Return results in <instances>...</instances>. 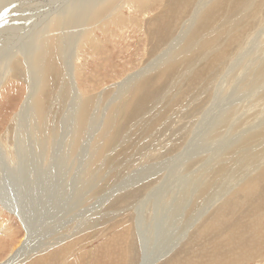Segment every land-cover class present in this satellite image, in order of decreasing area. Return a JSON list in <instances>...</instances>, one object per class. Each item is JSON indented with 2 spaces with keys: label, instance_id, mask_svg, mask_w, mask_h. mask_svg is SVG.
I'll use <instances>...</instances> for the list:
<instances>
[{
  "label": "rangeland",
  "instance_id": "rangeland-1",
  "mask_svg": "<svg viewBox=\"0 0 264 264\" xmlns=\"http://www.w3.org/2000/svg\"><path fill=\"white\" fill-rule=\"evenodd\" d=\"M41 1L48 3L51 0H14V2L13 0H8V2H4L3 4L2 0H0V12L3 14L0 18L2 19L0 20V28H2L0 29V41L4 38V40L0 42V52L3 53H0V77H5L0 85V137H3L7 129H9L8 131L10 133L9 138L5 140V142H1L0 145V186H3L5 191L7 190L5 186L7 184V178L5 177H8L6 175H9V170H15L16 164L20 166L19 162L17 161L16 163V160H14L16 159L18 148L24 146L23 144L27 142L26 146L31 149V143H29L28 140H25L23 143L22 140H17V137L20 135V137L24 139L23 134L27 125L36 123V119L31 111L32 109L29 107V109L26 108V112L23 115V123L19 128V135L17 127L11 124V120L23 102L27 90L24 76H27L28 73L33 75L32 67L29 65L31 62L29 54L33 50H31V48L33 47L35 49V46L39 43L38 35L42 34L41 31L44 25L46 27L47 24H49L50 18L53 16L52 22L55 19L61 18L58 15L64 12L66 6V4H63L60 0H52V7L58 8L62 4V8L56 11L58 13H52L53 15L46 17V19H44L46 21H42L43 23H37V28L33 29L34 31L32 30L33 34L31 32L26 35V27L33 21L38 22L42 20V16L45 14V12H40V9L46 7V5H43L39 8ZM144 1H146V4ZM144 1L130 0L127 7H122L118 15L123 19L120 20L119 23L112 22L110 24L105 19V25L101 26L102 28H99V26L93 31L92 44H86L84 46L83 53L80 57L75 56L74 64H77L79 68L77 67L74 76L72 74V64L71 82L67 81L69 86H67V89L70 94L73 93L72 95L74 97L71 95L69 101L74 102L75 100H73V98H75L76 95L82 94L93 98V103L89 109V114L85 117L84 132L82 131V136L79 138L80 141L78 144L73 145V158L71 157V160L67 159L66 163L64 162V169L58 171L59 176L67 172L66 181H62L60 184L59 180H54L56 181L55 190L51 188L47 189V187L42 186L41 197L42 194L48 195L41 201L45 204L46 202H50L47 206L48 226L56 222L57 218L61 215H65L64 224L72 230L75 224L78 226L75 232H79V234L72 238L78 246H68L69 249L67 248L66 253L70 254L65 257L66 259L60 254L59 256L57 255V258L55 256L50 259L45 258L41 260L43 264H140L142 244H140V237L138 238V235L135 234L136 227L134 225L135 221L138 220V214L134 209L143 200H145V206H142L139 213L142 214L144 219V221H141L143 222L142 227L146 241L145 247L149 250L151 243H153V248L160 245V241L157 238L155 239V234L153 235L154 225L152 223H154L153 219L157 217V214L163 213V211H161V208L163 210V206H166V208L169 206L170 209H178L179 207L176 205L180 202L179 204H184V206L188 207L187 209L192 206H194V209H198L201 202L212 195L210 191L211 193L208 196L199 197L198 195L202 190H206L210 187L214 190L215 196L216 192L222 190V188L224 189L227 186L231 187L233 183H237L238 178L247 174L251 167L256 166L254 162L259 160H256L258 154L256 153L257 150L253 147L259 145L262 140L264 143V123L261 122V120L264 121V68L260 69V71L259 67H257V69L255 68L256 63L264 55H261V53L264 52V7L262 16L258 17L257 20H250L249 26L245 29L243 28V31L240 32V34H242L240 39L244 41L240 44L241 46L234 47L230 53L226 54V59L230 56L229 59L225 60L226 62L224 61L221 65L216 66L213 70L214 72L210 71L211 73H209L211 75L205 73L201 81H194L193 77L202 70L211 52L206 53V51H203L202 53H205L201 54V51L199 52L200 42L214 33L217 29L224 31L222 32L223 37L226 34L225 28L227 30L232 27V24L227 22V18L223 19V17L220 16L219 19H216V21L212 23L209 29L210 31L208 30L202 33L199 39L196 40V42L194 41L196 46L194 42H192V45H188L189 47L186 46L185 52L193 57V61L191 63L180 64L165 80L156 82L157 84H154L153 89L157 90V92H155V96L150 104L141 111L138 110L123 127L121 124V113L127 90L120 93L119 86H121L130 75L144 68H152V70H154L159 57L169 54V49L172 47L170 43H172L174 39L181 40L183 37L184 39L182 42H184L188 35L184 33L186 28H192L198 18L197 16L193 21V12L191 11L195 8V3L199 6L200 0H193L187 8H182L183 10L178 13L177 18H173L172 16L173 8L169 7L166 11L162 8L160 5L161 1ZM251 3L252 2H250V4ZM236 4L237 2L234 3L233 7H235ZM244 8L243 16L246 15L245 17L247 19L250 12L245 11L247 6ZM16 14L18 17H16ZM154 16L156 19L154 18V20H152ZM189 20L190 22H188ZM148 23L149 25L147 26ZM164 23L166 26L163 25ZM257 25L258 27L256 28ZM147 29H149V31ZM258 29H261L259 33ZM66 31L73 34L71 30ZM156 31L157 34L155 33ZM203 34L204 38H201ZM251 34L253 35L251 36ZM71 38L75 43L76 40L74 36H71ZM53 40L50 38V45L53 44ZM25 41L28 42L24 43ZM29 43V47H24V45H29ZM222 43L223 41L216 44L217 48L214 47V49L216 48L217 50L218 45L221 44L219 45L221 47L223 45ZM17 46L19 48H17ZM192 46L194 48H192ZM179 48L181 47H177L175 52L172 51L171 56H174L176 51L180 50ZM214 49L212 48V50ZM9 52L11 53L7 58L6 55ZM14 54L21 62L22 77L16 75L10 76L12 70L9 68V61H11ZM258 55L260 58L257 59ZM65 56H69V53H66ZM204 56L205 58H201ZM27 59L29 60L27 61ZM61 84L62 81L60 79L59 84H55V88L48 102V109L45 114L47 118L46 128L40 126L39 128L37 127V131L33 132V134L38 132V136H42L39 138L40 140L44 139L46 134L50 135L52 139L50 142L40 143L41 149L39 152H47L46 156L43 158V162L45 163L44 167H41V169L37 167V164H35L36 168L27 165L28 169H41L39 176L43 175L45 170L51 166V149L57 147L61 151V154H63L64 146H62L61 143L68 142L67 139L54 140L57 135V133L54 132L55 129L64 132L67 129L69 130L67 135L72 137V129H70V125H67L70 123H65L69 118H72L71 115L75 112V109L74 107H72V109L71 103H68V97L64 101H61V105H56L60 102L56 94H58L57 91L61 88ZM211 115L213 117H211ZM45 117L44 119H46ZM150 125L151 127H149ZM250 126L252 128H259L262 126L263 129L259 131L261 132V139H258V141L254 143V138L250 142L251 144L243 145V136L241 134L244 135L247 132L245 130H249L248 128H250ZM33 128L34 126L30 127L31 130ZM113 132L119 133V138L115 141L116 143L114 142L113 145L108 148L109 150L107 149L104 152L99 161H95L99 147L106 144L108 136ZM256 136H258L257 133ZM240 137L239 143L242 144L237 145V143H234V140ZM232 144L235 147L232 146ZM227 147H229V149L226 150ZM81 148H83L82 150L85 155V161L83 160L85 171L78 176V168L76 167L78 164H76L75 159L77 160ZM27 150L28 149L25 147V151ZM179 155H181L182 158L175 163L174 159ZM250 155H252V157ZM59 159V157H54L53 161L56 165L55 168H59ZM92 159L97 162L94 166H90L92 164ZM36 160L37 159H35V162ZM7 161H9V163ZM1 162L4 165H2ZM223 162L227 163V170H222L220 167L218 168L220 163L221 166L223 165ZM242 162L244 164H242ZM157 166H159L160 170H157ZM214 167L215 170H217L215 171L216 174H214ZM226 171L229 172L227 173ZM53 172L54 169L51 172L48 171L47 174L45 173V176H48V178L52 177L50 181L55 174ZM231 173H235V175ZM31 175L35 176L34 173L30 174L29 177L28 175L26 176L29 181H31ZM230 176L232 178H230ZM234 176L236 178L238 176V178L234 179ZM39 181H41L40 183H44L42 182L43 179ZM263 181L260 182L259 189L252 196L253 198L248 195H243L242 193L237 195L233 194L229 199V204L223 206L224 210L221 209L223 208L221 207L217 213L218 215L216 214L217 216L211 214L209 217H206V226L208 225V227H205L206 229L212 227L211 230L207 231V233L205 231L203 236L201 234L198 235L197 230H191L192 235L190 232L189 235L191 236L188 235L189 238L187 237L188 240L186 239L184 244L182 240L170 253L154 264H201L202 261L206 260L202 262V264H204L211 260H209V258L213 259L217 253L219 254H217V256H225V254L227 255L229 252L230 253L226 257L229 258L230 256L232 260L234 252H236L235 255L242 253L239 256H235L234 262L236 261L237 264H264V208L261 203H264V192H262L264 190ZM10 184L12 186L7 185V187H13L12 189H14L16 181ZM61 185H63L64 189H62ZM26 189L28 190V188H25L24 191H27ZM133 193H136L135 196H133ZM50 194L52 195L51 198L54 197V200L49 198ZM121 194L129 197L127 199L128 201L112 205L119 202V200L115 202H113V200ZM179 196H181V199ZM24 197H26V194H24ZM48 199L52 201H47ZM171 199H173V201H171ZM250 199L254 202L250 201V203ZM175 201L178 203L176 204ZM1 202H3V200L0 198V227L5 226L6 229L12 231L10 237L0 234V242L2 243L0 247V262H4L13 250L19 248L20 242L25 240V232L22 229L19 219L5 209ZM248 202L250 205L247 204ZM52 205L53 207L51 208ZM41 207L40 202L38 213H40ZM248 208L250 209L248 210ZM53 210H55V212ZM186 210L185 217L181 220V225L185 223L187 218L190 219V213H187ZM190 210L191 209H189V211ZM35 213H37V211ZM57 213H59V216ZM258 214L261 217L258 216ZM169 215L174 218L171 213ZM36 216V221H39L38 223H40L43 228L44 224L41 220L43 219V221H45L46 218H43L44 216L41 217L39 214ZM82 217L89 221L84 226ZM210 217L212 220L209 219ZM233 221L235 222L233 223ZM240 221L241 223H239ZM223 223H225V225ZM237 223H239L240 226ZM243 224L245 225L243 226ZM48 226L47 230L49 229ZM226 226L229 228H226ZM201 227L202 225L196 229L199 230ZM242 227L245 229L242 230ZM160 228L161 226H159V230L155 231L158 232L159 235L163 233ZM172 230H175V227H173L171 231ZM52 231L54 230H48L49 236L52 235ZM61 233H67L64 227L59 229L57 235ZM57 235L55 233L53 237ZM230 235L232 237H230ZM76 239H78V241H76ZM223 241L224 244H221ZM256 241H258L259 244L262 242V245H258ZM232 243L236 245L231 246ZM220 245L225 246L220 247ZM256 245L257 248L255 247ZM209 246H211V249H209ZM228 246L229 248L232 247L230 251H228ZM236 246L238 248L240 247L239 249L241 251L237 249ZM250 246L253 248L250 249ZM254 248L257 254L254 252ZM223 250L224 252H222ZM54 251H56V247ZM219 252H221V255ZM112 255H114V257H112ZM187 255L189 258L191 257L190 261H188ZM218 260L219 259L215 260L212 264H218ZM29 261L30 260H27V262L23 264H28ZM41 261L36 264H42ZM234 262L231 261L232 264H236Z\"/></svg>",
  "mask_w": 264,
  "mask_h": 264
},
{
  "label": "bare ground",
  "instance_id": "bare-ground-1",
  "mask_svg": "<svg viewBox=\"0 0 264 264\" xmlns=\"http://www.w3.org/2000/svg\"><path fill=\"white\" fill-rule=\"evenodd\" d=\"M158 1H161L160 5L162 6V8L165 11L169 7L173 8V11H172L173 18H177L178 13L181 10L187 8L193 2V0H158ZM4 2H8V0H2V4ZM13 2H14V0H13ZM41 2H43V1H41ZM41 2L39 4V8H41L43 5H46V7L40 9V12H45V14L42 16L43 17L42 20H39L38 22L33 21L29 26L26 27V33H25L26 35L28 33H31L33 29L37 28V23L38 24L43 23L42 21H46V20H44V19H46V17H50L54 13H58L56 11L58 9L62 8L61 7V5H62L61 3H60L61 4L60 7H58V8L52 7V5H53V1L52 0L49 1L48 3L47 2L46 3H44V2L41 3ZM60 2H63V4L64 3L66 4L64 12L58 15L61 18L55 19L52 22V19L54 18V16L51 17L50 21L48 22L49 24H47L46 27L44 25V28L41 31L42 34L38 35V42L39 43H37V45L35 46L36 48L34 49L32 47L31 48V50L33 49L32 51L29 49L31 51L30 54H29L30 61H31L29 63V65H31V67H32V71H33L32 74L33 75L28 73L29 76L28 75L24 76L25 83L27 84V90H26V93H25V97H24L23 102L21 103L18 111L14 114V116H13V118L11 120V124H13V125H15L17 127V131H18V135H19V133H20L19 132V128L22 126V123H23V120H22L23 119V115L26 112V108L29 109V107H30V109H32L31 111L33 112V115H34V117L36 119V123H32L31 125L30 124L27 125L28 123L26 124L27 127L25 126L26 130L24 131V134H23L24 139L21 138L20 135H19V137H17L18 138L17 140H22L23 143H24L25 140L26 141L28 140L29 143H31V149L32 150L26 146L27 142L23 144L24 146H21V147L18 148V150H17L18 153H16V159H14V160H16V163L18 161L20 166H18L16 164V167L14 166L15 170L14 169L13 170L11 169L12 171L9 170V175H6V176H8V177H5V178H7V184L5 185L7 190L5 191L3 186L2 187L0 186V198L3 200V202H1V204L5 207V209H7L11 214H13V216H15V217H17L19 219V221H20V223L22 225V229L25 232V236H24L25 240H22L20 242L19 248L13 250L11 253L9 251V253H10L9 256L7 257V259L4 262H0L1 264H23L24 262H27V260H30L28 264H36V263L40 262L41 260H43L45 258L50 259V258H53L55 256L57 258V255L59 256L60 254H62V256L65 258L68 254H70V253H66L67 248L69 249V247L78 246V244H75L76 242L74 241V239H72L73 237H75L76 235L79 234V232H75V230L78 229V226L74 223L75 226L72 227L73 228V230H72L70 227L65 225L64 224L65 215L59 216V213H57L59 217L57 218L56 222H54L53 224L48 226V224H47V210H48L47 206H48V204L50 202H46V204H45V203H43L41 201L48 195V194L47 195L46 194L45 195L42 194V197H41V187L44 186V187H47V189L51 188V189L55 190L56 189V181H54V180H59L60 184H61L62 181L63 182L66 181L67 172L64 173L63 175L59 176L58 175V171H61V170L64 169V162L66 163L67 159L71 160V157H72V154H73V151H74L73 145L78 144V142L80 141L79 138H81V136H82V131L84 132L85 117L89 114V109L91 108V105L93 103V98H91L90 96L82 95V94L76 95L75 98H73V100H75L74 102L69 101L70 100V96L73 93L70 94V92H68V89H67L68 83H67V81L71 82V67H72V64H73L72 74L74 76L76 74L77 67L79 68V66H77V64H74L75 63V60H74L75 56L76 57H80L81 54L83 53L82 51H83L84 46L86 44H90V45L92 44V42H93V35H92L93 31L95 29H97L99 26H100L99 28H102L101 26L105 25V19L110 24L112 22L113 23H119L120 20L123 19V18H121L118 15V13L120 12V9H122V7H127L129 5L130 0H60ZM235 2H237V4H236L235 7H233ZM250 2H252V3L250 4ZM144 3L146 4V1H144ZM143 4H141V5H143ZM161 6H160V8H161ZM246 6H247V8H246L245 11L246 12H250V14H249L247 19L245 17L246 15L243 16V13H244L243 8L246 7ZM263 7H264V0H234V1L233 0H200L199 6H197L196 3H195V8L191 11V12H193L192 20L194 21V19H196L197 16H198V18H197V20L195 22V25L193 24L194 22L192 23L194 25L192 28L191 27L186 28L184 33H186L188 35L186 36L185 41L182 42L184 37L181 40L174 39L172 41V43H170L172 45V47L169 49V54L162 55L161 57H159V59H158V61L156 63V68L153 67L154 70H152V68L151 69L144 68V69L140 70L139 72L130 75L128 78H126L127 81L125 80L126 82L124 81V83L121 86H119L120 93H122L123 91L127 90L126 95H125L126 97L124 98V105H123V108H122V113H121V124H122V126L124 127L126 122L128 120H130L135 115V113L138 110L141 111L142 109H144L146 106H148L150 104L151 100L155 96V92H157V90L153 89V86H154V84L156 82H160V81L165 80L166 77L171 75L178 68V66L180 64L191 63L193 61V57L185 52L186 51V49H185L186 46H188L190 44L192 45V42H194V41L196 42V40L199 39V36L202 33H205L206 31H208L210 29L212 23H214L216 21V19H219L220 16L223 17V19L227 18V22H230L232 24V27L230 26L231 28H229L227 30L225 28L226 34L223 37H222V32H224V31H221L220 29H217V30H215L214 33L210 34V36L207 35L208 37H206L204 40H202L200 42V46H199L200 50H199V52L201 51L200 52L201 54L205 53V52L202 53L203 51H206V53H209L210 51L211 52H210L209 59L206 62V64L202 67V70L200 72H198L193 77L194 81H201L204 78L205 73L208 74L210 71H213L216 66L221 65V63H223L225 60L229 59L230 56H228V59H226V57H227L226 54L230 53L234 47L239 46L240 44L243 43L242 41H244L243 39H240V37L242 35V34H240V32L243 31V28L245 29L246 27L249 26V21L250 20H252V19H256L257 20L258 17L262 16ZM157 14H159V13H157ZM1 16H3L2 13L0 15V18H1ZM16 17H18V15ZM154 18H155V16L153 17L152 20H154ZM0 20H2V19H0ZM188 22H190V20ZM148 25H149V23L147 24V26ZM163 25H165V23ZM154 26H155V23H154ZM257 27H258V25L256 26V28ZM145 28H147V27H145ZM0 29H2V28H0ZM66 30H71L74 35L72 33H68ZM105 30H106V28H105ZM147 30L149 31V29H147ZM260 30L258 31V33L260 32ZM62 31H64V32H62ZM155 33L157 34V31ZM32 34H33V32H32ZM149 34H150V32H149ZM156 34H155V36H156ZM26 35H24V36H26ZM252 35L253 34H251V36ZM24 36H23V38H24ZM71 36H74V39L76 40L75 43H74L73 39L71 38ZM203 36H204V34L201 36V38ZM53 37H54V40H53ZM157 37H158V35H157ZM157 37H155V38H157ZM50 38L53 40V44L52 45H50ZM201 38H200V40H201ZM2 40H4V38L1 39V41ZM61 40H62V42H61ZM221 41H223V43H222L223 45L220 47L219 45H221V44H219L218 45V49L216 50V48H217L216 44H218ZM26 42H28V41H25L24 43H26ZM195 42H194V44H195ZM30 43H32V42H30ZM30 43H29V45H24V47H26V46L29 47ZM179 46L181 47V48H179L180 50L176 51L174 56H171L172 55L171 52L172 51L175 52V49H177V47H179ZM195 46H196V44H195ZM214 47H216V48L214 49ZM17 48H19V47L17 46ZM192 48H194V47L192 46ZM212 48L215 51L212 50ZM5 50H7V49H5ZM0 53H2V52H0ZM10 53L11 52L7 53V55H6L7 58L10 55ZM66 53H69V56H65ZM255 54H257V53H255ZM262 54H264V52H262L261 55ZM12 57L13 58L11 59V61H9V68L12 70V72L14 74L11 72L10 76L16 75V76L22 77L21 62L18 60V57H16L15 54ZM201 58H205V56L201 57ZM258 58H260L259 55H258L257 59ZM28 60L29 59H27V61ZM162 60H163V62H162ZM27 61H26V63H27ZM257 67H259V71H260V69L264 68V55L256 63V68L255 69H257ZM4 78L5 77H3V76L0 77V85H1V82H2V80ZM255 78H257V77H255ZM60 79L62 81L61 88L58 89V91H57L58 94L55 93L58 96L60 102L58 101L59 103H57L56 105H61L60 104L61 101H64L68 97V103H71V108L74 107L75 112L71 115L72 118L68 117L69 119L65 123V124L70 123V124H67V125H70V129H72V137L67 135L69 130L66 129V131L64 132V131H61V130L59 131L58 129L54 128L55 131L54 130L53 131L57 133L55 138L53 137L54 140H56V139H67L68 142H62L61 143V145L64 146L63 147V152H62L63 154H61V151L57 147H53L51 149L52 151L50 150L51 151V155L50 156H51V159H52V161H50L51 166L48 167L49 169L47 168L45 170L43 175L39 176L40 170L44 167V164H45L43 162V158L46 156V153H47V152L45 153L43 151L39 152V150L41 149V144L40 143H47V142L52 141V139H51L50 135L46 134L44 139L40 140L39 138L42 137V136H38V132H36L35 134H33V132L37 131V127L39 128L40 126H44V128H46L45 125L47 123V118L45 117V114L47 113L48 102H49L50 97L52 95V92H53V90L55 88V84L56 83L59 84ZM56 90H57V87H56ZM81 98H82V100H81ZM54 101H55V99H54ZM28 109H27V111H28ZM44 117L46 119H44ZM211 117H213V116L211 115ZM211 117H209V118H211ZM25 119H26V117H25ZM261 122L264 123V121H262V120H261ZM261 122H259V123H261ZM63 124H64V122H63ZM33 126H34V128L31 130L30 127H33ZM262 126L259 127V128H252L250 126V128H248L249 130H245L247 132L244 135L241 134L243 136V145L251 144L250 142L254 138H255L254 143L257 142L258 139H261V137H260L261 132H259V131H261L263 129ZM149 127H151V125ZM147 128H146V130H147ZM8 130L9 129H7L4 132L3 137H0V145H1V142H5V140H7L9 138L10 133H9ZM47 130H48V128H47ZM255 130H258V131H255ZM258 132H259V134H258ZM256 133H257L258 136H256ZM83 135H84V133H83ZM118 138H119V133L118 132L111 133L108 136V140H107L106 144L99 147L98 153H97V155L95 157V161H99L101 159L102 155L104 154V152L111 145H113V143ZM201 138H202V135H201ZM239 139H241V137L240 138H236L234 140V143H237V145L242 144V143H239V141H240ZM201 142H203V141H201ZM260 142L261 143L259 145L253 147L254 149L257 150L256 153L258 154V158H256V160L259 159V160H257V162H254V164H256V166H254V167L250 166L251 167L250 171L247 174H245L244 176H241V178H238V176L241 175V173H240V175L237 176L238 182L235 183V184L233 183V185L231 187H228L226 185L227 187H225L224 189L222 188V190H219L218 192L215 191L216 192L215 196H214V194H215L214 190H212V188H210V187L207 188L206 190H202L199 193V195H198L199 197L200 196H202V197L208 196L211 192H212L211 193L212 195H210L208 197V199L205 198L207 200L204 199V201L201 202L200 207L198 209H194V206H192V207L189 208V209H191L189 211V209H187L188 208L187 206H184V204L180 205L179 204L180 202L178 203L176 201H175V203L176 204L178 203L176 205L177 207H179L178 209L177 208L170 209L169 206H168L169 203L167 205L168 206L167 208H166V206H163V210L161 208V211H163V213L160 214L158 212L159 214H157V217H155L153 219L154 223H152L154 225L153 226L154 227L153 235L155 234V236H154L155 239L157 238L160 241V245L158 247L156 246V247L153 248L152 247L153 243H151V245L149 247V250H147V248L145 247L146 246V241H145V236H144V233H143L144 230H143V227H142L143 222L141 221V220L144 221V219L142 217V214L139 213L140 209L145 204L144 203L145 200H143L134 209L137 212V214H138V216H137L138 220L135 221V225H134L136 227L135 228V234L138 235L137 236L138 238L139 237L141 238V239L139 238V240H140V244H142V257H141V261H140L141 263L140 264H154V263L159 262L168 253H170L171 250L179 242H181L183 240L182 243L184 244V241L187 239V237L189 238V236L192 235L191 230H193V229L195 231L196 230L198 231V235L201 234L202 236L205 233V231L207 233V231L211 230L212 227L206 229V227H208V225L206 226V224H207V221H206L207 218L206 217H209L211 214L215 216L218 213V211H219V209L221 207L226 206V204H229V199L231 198V196L233 194L237 195V194L242 193L243 195H248L249 197L250 196L252 197L257 192V190L259 189L260 182L264 180V143H263V140L260 141ZM193 143H194V141H193ZM233 144H232V146H234ZM25 147L28 149L27 151H25ZM82 149L83 148H81L80 153L77 156V160L75 159L76 164H78V166H76L78 168L77 169L78 176L83 174L84 171H85V165H84V162H83L85 155H84ZM227 149H229V147H227L226 150ZM56 153H57V156H56ZM106 153H108V152H106ZM36 156H37V158H36ZM50 156H49V158H50ZM250 156L252 157V155H250ZM54 157L55 158L56 157L60 158L59 159V163H60L59 168L58 167L55 168L56 165L54 164V161H53ZM181 158H182L181 155L177 156V158L174 159V162L177 163L178 161L181 160ZM35 159H37L36 162H35ZM95 161L92 159V164L90 166L96 165L97 162H95ZM7 162L9 163V161H7ZM68 162H69V160H68ZM35 164H37L38 168H41V167L42 168L40 170H37V169L36 170L35 169L32 170L31 168H29V169L27 168V165H30L31 167L36 168ZM226 164H227L226 162H223V165L221 166V163H220L218 168L220 167L222 170H225L226 167H227ZM237 164H238V162H237ZM242 164H244V163L242 162ZM2 165H4V164L2 163ZM239 168H240V166H239ZM53 169H54L53 173H55L54 174L55 176L52 174L53 175V179H51V181H50V178H52V177L48 178V176H45V175L47 174L48 171H50V172L53 171ZM158 169H159V166H157V170ZM232 169H234V168H232ZM228 170H230V169H228ZM215 171H217V170H215V167H214V174H216ZM209 172H211V171H209ZM33 173H34L35 176L31 175L30 176L31 177V179H30L31 181H29L26 176L28 175V177H29V175L33 174ZM231 174L235 175V173L234 174L231 173ZM230 178H232V177L230 176ZM235 178L236 177L234 176V179ZM42 179H43L42 182H44V183H40L41 181H39V180H42ZM239 179H240V181H239ZM15 181H16V184H15L14 189H12L13 187L12 188L7 187V185L12 186L10 183L11 182L15 183ZM2 184H3V182H2ZM60 184H59V186H60ZM226 184H228V183H226ZM61 186H62V189H64L63 185H61ZM25 188H28V190L26 189L27 191H24ZM182 188H183V186H182ZM178 192H180V191H178ZM262 192H264V190ZM47 193H50V192H47ZM114 193H116V192H114ZM24 194H26V197H24ZM135 194L136 193H133V196H135ZM121 195L117 196L116 199L113 200V202H115L116 200H119V202H116L115 204H112V205H116L117 203H125V202L128 201L127 199L129 197H126L125 195H122V196ZM51 196L52 195L50 194L49 198H51ZM193 196H194V194H193ZM179 197L181 199V196H179ZM51 199L54 200V197H52ZM51 199H48L47 201H49V200L52 201ZM107 199H108V197H107ZM146 200H148V199H146ZM171 201H173V199H171ZM250 201H253V200L250 199L249 202ZM261 201H262V199H261ZM40 202H41V206L42 207L40 209V213H38V207H39ZM249 202L247 204H249ZM181 203H183V202H181ZM261 203H262V207L264 208V203L263 202H261ZM174 206H175V204H174ZM257 206H258V204H257ZM52 207H53V205L51 206V208ZM225 208H227V207H225ZM252 208H253V206H252ZM221 209L224 210V207L221 208ZM249 209L250 208H248V210ZM128 210H130V209H128ZM185 210H186L187 213H190V216H189L190 219L187 218L185 223H183L181 225V220L183 219V217H185ZM248 210H246V211H248ZM259 210H260V207H259ZM36 211H37V213H35ZM53 211L55 212V210H53ZM170 213L174 216V218L170 217V215H169ZM38 214L41 215V217L44 216L43 218H46L45 221H43V219L41 220V222L44 224L43 228L41 227V224L38 223L39 221L38 222L36 221V218H37L36 215H38ZM245 214H247V213H245ZM221 215H223V214H221ZM258 216H260V215L258 214ZM228 218H230V217H228ZM149 219H150V217H149ZM209 219L212 220L211 217ZM215 219H217V218H215ZM88 222L89 221L87 219L82 217L83 226L85 224H87ZM234 222L235 221H233V223ZM239 223H241V221ZM239 223H237V224L239 225ZM31 224H33V225H31ZM223 224L225 225V223H223ZM201 225H202V227L199 228V230L196 229L197 227H200ZM244 225L245 224H243V226ZM47 226L49 228L48 230H54V231H52V235L51 236H49V234H48ZM159 226H161L160 230L163 231V233L161 232L162 234H160V235L158 234V232H155L156 230H159ZM223 226H221V227H223ZM228 226H226V228H229ZM231 226H233V225H231ZM231 226H230V228H231ZM61 227H64V229L67 231V233L66 234L65 233H61V234L57 235L59 233V229ZM173 227H175V230L171 231V229ZM237 228H238V226H237ZM244 229L245 228H243L242 230H244ZM216 230H219V229H216ZM230 230H229V232H230ZM236 231H237V229H236ZM11 233H12V231H9L8 229H6L5 226H3V227L1 226L0 227V234L6 235L7 237H10ZM55 233H56L57 236L53 237ZM189 233L191 235H189ZM157 234H158V236H157ZM256 234H254V235H256ZM230 237H232V236L230 235ZM152 239H153V237H152ZM36 240H37V242H36ZM76 241H78V239H76ZM237 242H240V241H237ZM256 242L258 243V241H256ZM221 244H224V241ZM15 245H17V244H15ZM233 245H234V243H232L231 246H233ZM258 245H262V242L260 244L258 243ZM263 245H264V243H263ZM1 246H2V243L0 242V247ZM221 246L222 245H220V247ZM224 246L225 245H223L222 247H224ZM55 247H56V251H54ZM114 247H116V246H114ZM189 247H190V245H189ZM210 247L211 246H209V249H211ZM255 247L257 248V245ZM228 248H229V246H228ZM239 248L237 247V249H239ZM251 248H253V247L250 246V249ZM120 249H121V247H120ZM230 249H232V247H230L228 251H230ZM185 250H186V248H185ZM224 250H225V248H224ZM224 250L222 252H224ZM234 250H236V249H234ZM254 252H255V248H254ZM219 253L221 255V252H219ZM229 253H227V255ZM235 253L236 252H234V254H233L234 255L233 260H232V258L230 256H229V258H231V259L226 257L227 255L225 253H224L225 256L224 255L217 256V254H218L217 253L213 257V259L209 258V260L210 259L211 260L206 262V263H204V264H212L217 259H219L217 261L218 264H232L231 261L234 262L235 256H239V255L242 254L241 253L239 255H235ZM195 254H196V252H195ZM251 255H253V254H251ZM251 255H249V256H251ZM115 256H116V254H115ZM187 256H186V258H187ZM199 256H200V253H199ZM112 257H114V255H112ZM202 257H203V254H202ZM182 258H184V257H182ZM190 258L188 256V258H187V259H189L188 261H190ZM256 258H257V256H256ZM195 260H197V259H195ZM55 261H57V260H55ZM205 261H202V262H205ZM65 262H67V261H65ZM184 262H185V260H184ZM202 262H201V264H202ZM237 262H239V261H237ZM178 263H179V261H178ZM234 263H236V261ZM42 264H43V262H42ZM191 264H193V263H191Z\"/></svg>",
  "mask_w": 264,
  "mask_h": 264
}]
</instances>
